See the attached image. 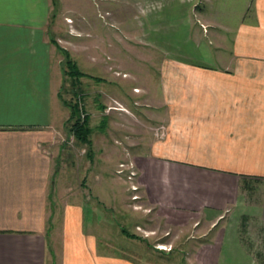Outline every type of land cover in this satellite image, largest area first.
Segmentation results:
<instances>
[{
    "label": "crops",
    "instance_id": "0c3cea01",
    "mask_svg": "<svg viewBox=\"0 0 264 264\" xmlns=\"http://www.w3.org/2000/svg\"><path fill=\"white\" fill-rule=\"evenodd\" d=\"M50 5L49 0H0V264H55L56 255L49 248L55 227L66 232V253H72L74 248L67 245L68 231L82 220L85 200L75 202L83 192L75 191L73 176L86 172L83 160L74 162L73 152L60 141L70 130L71 111L61 93L67 76L58 54L62 46L45 32ZM243 15L235 47L246 58L258 60L237 62L242 74H230V80L219 83L227 76L203 72L210 76L203 85L191 82L190 88L175 89L183 92V98L192 92L200 109L190 117L209 119L203 130L189 125L193 129L185 135L173 131L160 142L150 137L143 140L123 124L128 119L125 111L105 117L98 130L90 125L94 113L88 115L91 136L86 146L89 165L94 167L89 175L101 169V146H96L95 138L105 140L102 154L107 164L115 161L117 153L121 158L130 156L126 160L135 166L141 196L156 213L147 229L155 220L183 232L194 228L199 233L194 237L197 240L211 232L210 239L199 242L194 254L200 264H260L252 245L241 240L240 231L255 221L264 234V0L249 1ZM233 28L227 26V31L235 32ZM246 33L257 38L256 43L249 38L245 41ZM67 42L71 40L67 38ZM231 49L224 53L241 55ZM101 74L109 77L106 65L101 66ZM106 78L94 82L103 84ZM239 79L240 83H235ZM163 80L155 82L156 88L144 84L145 98L154 94L168 104L170 84ZM225 82L240 93L236 99L229 101L224 96ZM217 86L222 87L219 96L227 98L224 113L218 109ZM134 89L133 96L137 94ZM103 91L97 94L101 101ZM167 104L154 108L160 114L158 119L165 113L169 118L185 114L179 111L173 115ZM53 107L58 109L56 113ZM101 112L102 118V106ZM118 129L123 130V141L113 132ZM108 150L117 153L113 157ZM101 173L106 181L114 177ZM107 185L101 184L102 193L109 190ZM80 236L72 237L77 242ZM80 245H74L75 255ZM89 257L86 264L91 262ZM71 261L68 258L65 264Z\"/></svg>",
    "mask_w": 264,
    "mask_h": 264
},
{
    "label": "rangeland",
    "instance_id": "374dc122",
    "mask_svg": "<svg viewBox=\"0 0 264 264\" xmlns=\"http://www.w3.org/2000/svg\"><path fill=\"white\" fill-rule=\"evenodd\" d=\"M49 1L50 14L45 32L51 33L62 46L61 54H58L59 59L63 60L67 74L61 91L62 96L73 104L77 102L78 106L83 103L84 113L95 114V116L92 114L90 122L95 130L101 128L105 117L109 118L117 111L128 113V119L124 120L123 124L128 131L132 128V132L138 137L142 136L143 140L152 138L160 142L173 131L185 135L193 129L189 125L203 130L206 127L204 122L208 125L209 119L191 118V113L200 109V106L194 101L192 92L183 98L181 95L183 92H177V88L179 90L182 87L190 88L191 82L203 85L205 83L203 80L210 78L203 72H219L227 76L218 80L219 83L230 80V74L234 76L242 74L237 62L258 60V57L246 58L242 55L241 49L235 47V41L239 39L238 33L242 32L239 26L240 19L244 17L243 10L251 0ZM227 26L230 28L234 26L235 32H228ZM249 37L247 34L243 38L247 41ZM67 38L71 42L68 43ZM249 40L256 43L257 38ZM231 47L234 48V52L236 49L241 55L237 56L233 52L224 53L227 49L232 51ZM104 65L107 66L109 77L101 74V66ZM70 67H76L74 70L86 74L83 76L86 78L74 85L68 78L75 72ZM101 77H107V83L94 82L98 78L101 80ZM161 78H164L163 82L167 85L174 84L168 86L170 90L168 104L170 110L174 111L173 115L179 111L185 113L182 117L169 118L165 113L162 120L158 119L156 115L160 114L156 113L154 108L161 107L167 102L162 103L161 98H155L154 94H149V97L145 98L147 93L142 91L144 89L142 86L145 84V88L147 86L156 88L155 82H161ZM80 81H84L85 84ZM240 81L236 80L235 83ZM227 84L228 82L223 84L226 86L223 89L224 96L229 97V101L236 99L235 96L240 93L237 89L227 87ZM133 88L137 93L134 96ZM227 88L229 91L225 92ZM101 89L105 94L102 101L101 95H97ZM216 90L218 101L221 103L218 104V109L224 113L226 106L223 103L227 98L219 96L222 87L217 86ZM76 92L82 94L78 99L75 98ZM176 97L181 99L177 100ZM113 100L123 101L125 105ZM101 106L105 115L102 118ZM131 109L135 110L137 115L132 113ZM57 110L53 107L54 113ZM66 113L69 114V111ZM197 122L198 124H195ZM67 126L70 128L71 125ZM120 131L118 129L113 132L123 141V130ZM60 141L73 152L74 162L82 160L84 162L83 171L86 174L83 173L82 176L74 174L73 183L75 191L83 192L82 198L77 196L75 202L79 204L83 200L85 202L82 207L81 223L79 220L78 224L68 231L67 245L74 248L72 253H66L64 229H61L63 238L62 231L57 226L53 231V242L49 241V248L54 256L56 255L55 264H65L68 258L72 260L70 264L73 262L86 264L88 256L90 264H97L98 259L101 260L100 264H200L196 262L194 254L199 242L210 239L211 232L203 239L197 240L194 237L199 233L194 228L183 232L155 220L147 229V222L151 220V216L155 218V211L149 209V205L141 196L138 181L136 179L134 183L129 181V171L125 170L122 175L118 174L120 165L128 164L126 159L128 157L130 160V156L121 158L122 155L117 153V150H114L115 152L108 150L113 157L117 153V157L111 165L107 164V159L102 154V142L105 140L95 138L96 146H101V169H96L89 175L94 167L89 165L87 146L81 147L73 132L68 130L61 135ZM116 144L119 145L118 142ZM124 153L126 154V151ZM114 169L115 172L110 173ZM101 171L114 174L113 178L117 179L108 177L106 181V176H102ZM105 182L109 183L107 185L109 190L102 193L101 184ZM132 186L138 187L139 190L133 192ZM135 196L139 198L135 200ZM98 202L101 204L100 207ZM122 229L127 230L130 235H136L138 240L126 237ZM241 232H245L246 244L252 245L253 254L264 253V234L255 221L249 224L246 231L244 229ZM78 234L82 236L79 237L81 240L76 242L77 239H73L72 236L78 237ZM241 235L240 237L243 236ZM76 244H83L80 245L78 255H75Z\"/></svg>",
    "mask_w": 264,
    "mask_h": 264
},
{
    "label": "trees",
    "instance_id": "16d2710c",
    "mask_svg": "<svg viewBox=\"0 0 264 264\" xmlns=\"http://www.w3.org/2000/svg\"><path fill=\"white\" fill-rule=\"evenodd\" d=\"M69 64V62H68ZM70 65V64H69ZM71 66V65H70ZM72 68V67H70ZM73 70L76 69V67L72 68ZM74 74H71L69 77L73 80L72 82L74 83V85L78 84V80H80L81 77L85 76L83 73L74 70ZM72 83V84H73ZM82 94L80 92H76L75 94V98L78 99V97H81ZM64 103L66 104V106L70 109L71 114H70V130L71 132H73V134L75 135V137L77 138V141L79 142V144L82 145H89L90 143V136H91V129L89 127V116L87 114L86 118L81 121V113L79 110V106L77 104V102H75L74 104L71 103L70 101H66L65 99ZM83 100V97H82ZM72 122V124H71ZM244 230V229H243ZM242 230V231H243ZM246 231V230H245ZM122 233L125 234L126 237L131 238V239H137L138 237L136 235H130L129 232H127V230L122 229ZM241 240L245 241V232H241ZM256 255V258L259 260L260 264H264V253L262 252H258Z\"/></svg>",
    "mask_w": 264,
    "mask_h": 264
},
{
    "label": "built area",
    "instance_id": "2783aa9c",
    "mask_svg": "<svg viewBox=\"0 0 264 264\" xmlns=\"http://www.w3.org/2000/svg\"><path fill=\"white\" fill-rule=\"evenodd\" d=\"M83 103H80L79 104V109H80V117H81V121H83L87 114L84 113V107H83ZM155 132V131H154ZM125 170H128L129 171V176H128V179L131 183H134V179H137V172L135 171V166L132 164V163H123L120 165V170L118 171V174L122 175L123 173H125ZM139 190L138 187L136 186H132V191L133 192H137ZM139 197L138 196H135V200H137Z\"/></svg>",
    "mask_w": 264,
    "mask_h": 264
}]
</instances>
